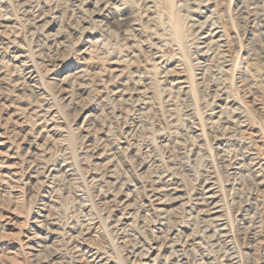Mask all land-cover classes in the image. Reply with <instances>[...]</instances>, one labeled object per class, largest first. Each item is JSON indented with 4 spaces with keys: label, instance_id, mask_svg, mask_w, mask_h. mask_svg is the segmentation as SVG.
I'll return each mask as SVG.
<instances>
[{
    "label": "rangeland",
    "instance_id": "374dc122",
    "mask_svg": "<svg viewBox=\"0 0 264 264\" xmlns=\"http://www.w3.org/2000/svg\"><path fill=\"white\" fill-rule=\"evenodd\" d=\"M168 1L176 35L165 0H0V79L11 86L0 83V264H91L76 246L106 264H137L152 247L151 264H222L220 247L231 264H264V0ZM205 20L222 52L203 57ZM74 72L75 84L60 83ZM38 108L53 110L46 139L35 138ZM219 109L236 130L210 128ZM30 150L53 177L29 173ZM157 180L173 189L160 212ZM206 181L227 235L214 246L196 205ZM42 214L54 218L35 227Z\"/></svg>",
    "mask_w": 264,
    "mask_h": 264
},
{
    "label": "bare ground",
    "instance_id": "6f19581e",
    "mask_svg": "<svg viewBox=\"0 0 264 264\" xmlns=\"http://www.w3.org/2000/svg\"><path fill=\"white\" fill-rule=\"evenodd\" d=\"M168 0H165V7L166 9L169 11L170 10V16H171V28H172V31L173 33L176 35V34H179L180 31H181V26H180V23L179 21H177L175 19V16L174 14L172 13V5L173 3L169 4V1L167 3ZM101 5V4H100ZM104 5V4H103ZM107 5V4H106ZM98 7V6H97ZM106 8L103 7L101 9V11H104ZM150 9V8H149ZM24 10V9H23ZM175 12V11H174ZM170 18V17H169ZM32 19V18H31ZM210 19V18H209ZM2 21V20H1ZM5 21V20H4ZM208 20H205V22H203L199 27H198V30H197V49L199 50V54L200 56H210L211 54H213L214 52L217 53V52H222V46L220 44V38L218 36V31L212 27V25H209L208 23ZM0 27L2 29H6V28H9L7 27L6 25L3 26L1 25L0 23ZM5 32H2V34H4ZM172 33V32H171ZM10 35V34H9ZM4 41V40H3ZM10 42V41H9ZM9 49V48H8ZM6 51V50H5ZM42 53V52H41ZM16 58V57H15ZM204 62V61H203ZM26 65V64H25ZM18 71V70H17ZM19 72V71H18ZM84 72V71H83ZM12 73V72H11ZM15 74V73H14ZM3 75V71L0 69V76ZM33 75V74H32ZM77 75L78 73L77 72H74L72 74H69L68 76L66 75L61 81L60 83L62 84H65V83H74L75 84V80L77 78ZM22 77H23V74H22ZM137 78V77H136ZM16 79V78H15ZM26 79V77H25ZM30 79V78H29ZM7 78L3 76V79H0V83L2 84H5L6 86L8 87H11L9 82H7ZM182 82V81H181ZM11 83V82H10ZM37 83V82H36ZM77 83V82H76ZM79 84V83H78ZM136 84V83H135ZM68 85V84H67ZM20 85L16 84L15 85H12V88L14 89H18ZM25 86V85H24ZM36 86V85H35ZM34 85H27L26 87L31 90L32 92H35L36 90V87ZM69 87V86H68ZM176 87V85H175ZM25 88V87H23ZM41 88V87H40ZM73 88V87H72ZM43 89V88H41ZM64 89V88H63ZM21 90V88H20ZM220 90V89H219ZM37 93V92H36ZM47 93V92H46ZM74 93V92H73ZM120 93V92H119ZM218 94V93H217ZM10 95V94H9ZM39 95V94H38ZM119 95V94H118ZM215 96V95H214ZM70 97V96H69ZM68 97V98H69ZM120 97V95H119ZM13 99V98H12ZM213 99V97H212ZM219 100V99H218ZM224 101V100H223ZM40 102V101H39ZM219 102V101H218ZM49 103V102H48ZM213 104V103H212ZM135 105V104H134ZM49 107V106H48ZM218 109V108H217ZM28 111V110H27ZM18 112V111H17ZM30 113V112H29ZM232 113V112H231ZM214 114H218V120L217 121H214V122H209V126L210 128H215V125H220L222 127H224V131H227V132H232L234 130H236L235 128L237 127L236 125L232 124L231 123V120L228 118V117H225L224 114L222 113V109H219L217 110L216 113ZM29 116V114H28ZM30 116H33L34 120H35V127H34V133H35V138L37 139H46L48 137L49 134H52L53 131H54V116H53V110L50 109V108H47V109H37L35 111H32L30 113ZM32 118V117H31ZM234 120V119H233ZM240 120V119H239ZM235 122V121H234ZM239 122V121H238ZM9 123V121H8ZM10 125V124H9ZM15 125V128H17L19 131H24L26 129L25 128V121H22L18 124H14ZM57 125V124H56ZM240 127L241 125L238 124ZM58 126V125H57ZM238 127V128H240ZM209 128V129H210ZM11 129V128H9ZM17 129H14V130H17ZM219 129V128H218ZM56 130V129H55ZM59 130V128H58ZM31 130L28 131V132H25L24 137L27 136V135H30L31 134ZM56 133V132H55ZM15 134V133H14ZM232 135V134H230ZM20 136V135H19ZM23 137V139H24ZM56 138V137H55ZM22 139V140H23ZM36 139V140H37ZM25 141V140H24ZM30 142V141H29ZM49 142V141H48ZM37 144V143H36ZM40 144V143H39ZM0 145H2L0 143ZM43 145V143H42ZM32 146V145H31ZM40 146V145H39ZM34 147V146H33ZM30 149V147H29ZM93 149V148H92ZM96 152V151H95ZM3 153V152H2ZM43 153V152H42ZM103 153V151H102ZM248 153V152H247ZM5 154V153H4ZM221 155V154H220ZM246 155H252V154H246ZM7 156V155H6ZM107 156V155H106ZM8 157V156H7ZM10 157V156H9ZM8 157V158H9ZM93 157V156H92ZM96 157V156H95ZM229 157V156H228ZM253 157V156H252ZM28 158V161H27V164L29 165V173H31L32 175H38V176H43V175H49V176H52V173H53V168H50V166L48 164H44L42 165L41 161L39 160V157L37 154H35V152L33 150H30L29 154L27 155ZM96 159H100V158H96ZM229 159V158H228ZM242 159V157H241ZM5 160V158H4ZM262 162V161H261ZM247 163V162H246ZM260 163V162H259ZM234 164V163H233ZM241 164V163H240ZM255 164V162H251L249 164L250 165H253ZM2 165V164H1ZM23 165V164H22ZM42 165V166H41ZM62 165V164H61ZM237 165V164H235ZM264 165V164H263ZM6 166V165H5ZM1 167V166H0ZM3 168V167H2ZM9 169L11 167H8ZM254 168V167H253ZM235 169V168H234ZM5 170V169H4ZM11 170V169H10ZM257 170V169H256ZM14 171V170H13ZM58 171V170H57ZM107 171V170H106ZM255 171V170H254ZM16 172V171H15ZM14 172V173H15ZM108 172V171H107ZM257 172V171H256ZM259 172V171H258ZM17 173V172H16ZM26 173V172H25ZM13 174V173H12ZM94 175H96V180H95V183H101L105 178H104V175L101 173V170H96L93 172ZM102 174V175H101ZM6 175V174H5ZM4 175V176H5ZM15 175V174H14ZM106 175V174H105ZM111 175V174H110ZM110 175H106V179H111V176ZM7 176V175H6ZM58 176V175H57ZM98 176V177H97ZM100 176V177H99ZM113 176V175H112ZM11 177V176H10ZM8 177V178H10ZM32 177V176H31ZM35 177V176H33ZM7 178V179H8ZM47 178V177H46ZM32 179V178H31ZM6 180V179H5ZM3 180V181H5ZM213 180V179H212ZM2 181V180H1ZM1 182L4 184V182ZM12 182V181H11ZM8 183L9 182H5ZM6 185V186H7ZM110 186V185H109ZM10 187V186H9ZM118 187V186H117ZM169 187V188H167ZM167 187L162 183V181H154L152 183V185L150 186V189H149V197L151 198V201L153 202V206L155 207L154 208V211L155 212H160V211H163V206H164V201L166 200H163V194L164 192L166 191H169V190H173L172 188H170V185H167ZM111 188V192L113 193L112 194V198H115L116 199H120L121 200V203L124 205L126 200L125 199H122V194L121 192L117 191L114 189V184H111L110 186ZM17 190V189H15ZM102 190V189H101ZM107 194L110 193L109 189H107ZM100 191V190H99ZM104 194V193H103ZM126 196V195H125ZM103 198V197H102ZM127 198V197H125ZM19 199V198H18ZM173 199H176L177 198H173ZM179 199V198H178ZM198 201V204H196L197 206H199L201 208V215L202 213H204V215L206 216V219H205V225H204V235L206 234V239L208 241V243L210 244V246H214L218 243V245L221 243V241H225V239H227V235L224 234V227H223V222L222 220L217 217L216 215L218 213H220L221 209H220V205L218 203V201H216V195H215V192L213 191V188L211 187V184L210 182L206 181L204 182L203 184V191H202V194L200 196V198L197 200ZM15 202V201H14ZM49 203V202H48ZM188 206V205H187ZM50 207V205H49ZM126 207V205L124 206ZM190 207V206H188ZM19 208V207H18ZM184 208V207H183ZM182 209V208H181ZM16 210V208H15ZM50 210V209H49ZM198 210V209H197ZM196 210V211H197ZM246 211V210H245ZM16 212V211H15ZM18 212V211H17ZM187 212V211H186ZM244 212V211H243ZM19 215V214H18ZM55 216V215H54ZM126 216V215H125ZM131 216V215H130ZM163 216V215H162ZM14 217V216H13ZM187 217V216H186ZM249 217V216H248ZM51 218V219H50ZM52 218L54 217H50L49 214L47 215H44L42 214L38 219H34L32 220V224L35 225V227H38L37 225H48L49 221L52 220ZM193 218V217H192ZM122 219V218H121ZM120 219V220H121ZM128 219V218H127ZM12 220V219H11ZM199 222V221H198ZM29 223V222H28ZM167 224V223H166ZM243 224V223H242ZM14 225V224H13ZM28 225V224H26ZM117 225V224H116ZM199 225V224H198ZM123 226V225H122ZM163 226V225H162ZM23 229V228H22ZM30 229V228H29ZM87 230V229H86ZM203 230V229H201ZM174 231V230H173ZM200 231V230H199ZM200 233V232H199ZM35 234V233H34ZM181 236V235H180ZM27 240H31L32 242H34L36 240V238L34 237V235H29L27 238ZM188 239V238H187ZM187 239L185 241H187ZM84 240V239H83ZM205 240V239H204ZM181 241V240H180ZM220 241V243H219ZM31 242V243H32ZM29 242H27L28 244ZM172 243V242H171ZM196 243V242H195ZM200 243V242H199ZM190 244V243H189ZM180 245V244H179ZM199 246V244H197ZM155 246V245H154ZM192 246V245H191ZM221 246V245H220ZM219 246V247H220ZM169 248L173 247L172 245L168 246ZM167 248V247H166ZM135 249V248H134ZM162 249V248H161ZM188 249V248H187ZM219 249H221V252H220V256L218 259H220L221 262L223 263H227L229 262V264H231V256H228V253L224 250L223 247H220ZM86 250V249H85ZM92 250V249H91ZM138 250V249H137ZM149 250V249H148ZM189 250V249H188ZM73 251L76 253V255H78V257H83L87 260H89L91 262V264H106V263H103L101 261V259L99 258V256L96 255V252L92 253V251L90 252H86L83 250L82 247L80 246H76L73 248ZM142 251V250H140ZM152 251H159V248L157 247H152L150 249V252H139V253H136L134 254V257L135 260H136V263L137 264H151L150 262L152 261L150 259V253ZM169 251V250H168ZM172 251V250H171ZM209 251V250H208ZM35 252V250H34ZM39 252V251H38ZM197 252V251H196ZM160 253V252H159ZM168 253V252H167ZM29 254V253H28ZM38 254V253H36ZM198 254V253H197ZM34 255V254H33ZM104 257V256H103ZM173 257V256H172ZM188 257V256H187ZM215 258V257H214ZM182 259V258H181ZM201 259V258H200ZM109 260V259H108ZM205 260V259H204ZM197 262V261H196ZM200 262V261H199ZM207 262V261H206ZM220 262V263H221ZM233 262V261H232ZM108 263V262H107ZM211 263V262H210ZM222 263V264H223ZM160 264V263H159Z\"/></svg>",
    "mask_w": 264,
    "mask_h": 264
}]
</instances>
